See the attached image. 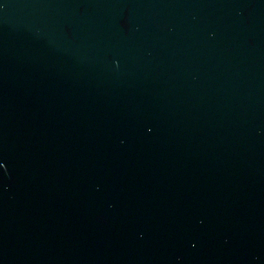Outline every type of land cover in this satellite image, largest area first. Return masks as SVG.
Returning a JSON list of instances; mask_svg holds the SVG:
<instances>
[{
	"label": "water",
	"instance_id": "1",
	"mask_svg": "<svg viewBox=\"0 0 264 264\" xmlns=\"http://www.w3.org/2000/svg\"><path fill=\"white\" fill-rule=\"evenodd\" d=\"M0 264H264V0H0Z\"/></svg>",
	"mask_w": 264,
	"mask_h": 264
}]
</instances>
